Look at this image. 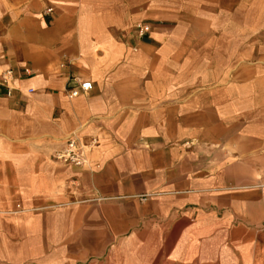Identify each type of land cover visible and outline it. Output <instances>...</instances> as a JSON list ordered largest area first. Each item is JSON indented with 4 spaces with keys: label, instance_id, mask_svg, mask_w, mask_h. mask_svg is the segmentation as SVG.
<instances>
[{
    "label": "crops",
    "instance_id": "1",
    "mask_svg": "<svg viewBox=\"0 0 264 264\" xmlns=\"http://www.w3.org/2000/svg\"><path fill=\"white\" fill-rule=\"evenodd\" d=\"M137 22L150 25L143 38ZM6 71L0 189L11 204L19 195L16 211L43 207L56 188L105 193L88 178L114 160L134 163L144 186L158 188L161 171L169 193L232 213L253 194L264 212V0H0ZM77 82L91 90L70 99ZM69 138L83 166L52 159Z\"/></svg>",
    "mask_w": 264,
    "mask_h": 264
},
{
    "label": "rangeland",
    "instance_id": "2",
    "mask_svg": "<svg viewBox=\"0 0 264 264\" xmlns=\"http://www.w3.org/2000/svg\"><path fill=\"white\" fill-rule=\"evenodd\" d=\"M165 166L159 162L160 168ZM134 167L129 161L112 160L106 171L88 178L89 186H99L105 193L76 194L69 187L56 188L43 207L23 212L15 210L19 195L12 196L11 204L7 188H1L5 193H0V264H108L114 250L120 253L130 240L144 243L153 239L150 234L156 230H163L160 242L173 241L162 264L170 259L185 260L182 242L184 246L188 243L187 253L194 254L193 260L203 254L201 264H264V212L258 195L243 194L241 199L246 202L233 213L218 210L210 196L169 193L161 186L166 182L161 171L158 188H151L149 180L133 177L138 175ZM139 188L145 192L130 193ZM228 214L234 222L249 225L189 226L197 218H225ZM179 221L183 226L176 233L165 234ZM202 228L212 230L204 233ZM194 229L199 230L192 233Z\"/></svg>",
    "mask_w": 264,
    "mask_h": 264
},
{
    "label": "bare ground",
    "instance_id": "3",
    "mask_svg": "<svg viewBox=\"0 0 264 264\" xmlns=\"http://www.w3.org/2000/svg\"><path fill=\"white\" fill-rule=\"evenodd\" d=\"M181 226H183V222L181 223V221H179L178 224H176L175 228L172 231L167 232L165 234L170 235L171 233L172 234L176 233L177 230L181 228ZM202 229H203L204 233L210 232L212 230V228H208L207 231L205 230L207 228H202ZM198 230L199 229H194V230H192V233H193V231H198ZM162 231L163 230H156V231L151 232L150 237L153 239H150V240L147 239L144 241V243H141L142 241L138 242L137 240H135V241L130 240L129 241L130 245L123 247V249L120 250V253L118 252L119 250H116V251L114 250L113 253H110L111 255L108 258V264H119V262H122V264H160L162 262V260L164 259V256L166 255V253L171 249L172 244H173L172 240L170 243H168V241H167V244L165 242H163V243L160 242L159 234H161ZM167 238H168V236H167ZM205 241H206V239H205ZM183 244L184 243L182 242L181 247L182 248L184 247L185 254H186L184 259L186 260V262H184L185 260L178 262V261H175L173 259H170V260L165 261L163 264H201V260L203 258V256H201V255H203V254H200L198 256V259L194 258V260H193L194 254L193 253L192 254L187 253V250H188L187 248H189L188 243H186L185 246ZM203 246L201 245L199 247L201 249V251L204 248ZM138 260H140V262H137ZM187 260H188V262H187Z\"/></svg>",
    "mask_w": 264,
    "mask_h": 264
},
{
    "label": "built area",
    "instance_id": "4",
    "mask_svg": "<svg viewBox=\"0 0 264 264\" xmlns=\"http://www.w3.org/2000/svg\"><path fill=\"white\" fill-rule=\"evenodd\" d=\"M47 12H50L51 9H47ZM133 30L135 35L138 38H143L146 34L150 32V25L147 23L137 22L133 26ZM24 74H28L29 70L25 68L23 70ZM12 72L6 71L0 77V86L5 87L6 89V96H10L11 88L10 83L12 82ZM91 90L90 83H80L77 82L74 85H71L66 90V95L68 98H75L80 94H85ZM28 93H32V90H27ZM95 144V140L90 141V145ZM53 160L62 164V165H72V166H83L86 162L84 157L83 148L74 140V139H67L63 146L54 151L52 155Z\"/></svg>",
    "mask_w": 264,
    "mask_h": 264
}]
</instances>
